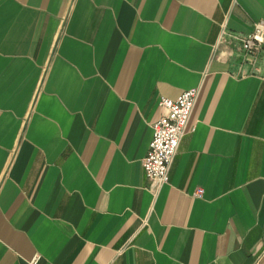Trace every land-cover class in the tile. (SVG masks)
Instances as JSON below:
<instances>
[{"label":"crops","instance_id":"0c3cea01","mask_svg":"<svg viewBox=\"0 0 264 264\" xmlns=\"http://www.w3.org/2000/svg\"><path fill=\"white\" fill-rule=\"evenodd\" d=\"M260 22L264 0H0V264H264V46L233 37ZM197 86L156 197L159 101Z\"/></svg>","mask_w":264,"mask_h":264},{"label":"built area","instance_id":"2783aa9c","mask_svg":"<svg viewBox=\"0 0 264 264\" xmlns=\"http://www.w3.org/2000/svg\"><path fill=\"white\" fill-rule=\"evenodd\" d=\"M225 31L220 42L225 41ZM241 43L243 62L256 66L264 46V23L255 24L254 29L245 36H236ZM201 93V86L185 90L177 99L162 97L159 105L162 115L153 124V137L148 152L142 161L143 169L151 181L155 196L170 183V170L178 153L180 143L189 129V124ZM203 195V190L197 191ZM41 256L35 255L30 263L39 264Z\"/></svg>","mask_w":264,"mask_h":264}]
</instances>
